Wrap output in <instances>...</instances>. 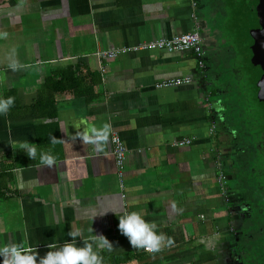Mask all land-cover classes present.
<instances>
[{
    "label": "crops",
    "instance_id": "0c3cea01",
    "mask_svg": "<svg viewBox=\"0 0 264 264\" xmlns=\"http://www.w3.org/2000/svg\"><path fill=\"white\" fill-rule=\"evenodd\" d=\"M242 1L0 0V97H15L0 114V243L23 242L39 260L48 244L80 229L84 238L103 234L113 243L100 255L130 254L123 264H259L243 255L255 211L248 207L259 195L248 186L243 129L229 115L246 102L242 94L234 100L235 81L221 78L222 60L229 65L235 53L224 44L226 30L216 28L222 6L224 25ZM244 11L236 12L237 24ZM192 30L205 37L204 67L193 52L134 50ZM112 49L126 52L97 55ZM13 61L26 67L14 70ZM62 72L65 90L46 89L48 78L58 84ZM187 76L191 83L157 87ZM40 99L55 101L54 116H39L55 111ZM104 122L111 132L103 151L72 139L75 125ZM113 131L128 150L124 187ZM186 139L192 142L180 144ZM26 142L51 154L54 166L39 154L31 159L21 147ZM133 208L173 243L157 252L134 248L118 228V216Z\"/></svg>",
    "mask_w": 264,
    "mask_h": 264
},
{
    "label": "rangeland",
    "instance_id": "374dc122",
    "mask_svg": "<svg viewBox=\"0 0 264 264\" xmlns=\"http://www.w3.org/2000/svg\"><path fill=\"white\" fill-rule=\"evenodd\" d=\"M234 3L240 5L239 1H235ZM251 4V8H254V11H249L247 8L248 4L244 3V0L238 9L239 11L245 9V16L242 19L243 24L241 23V25L237 24L236 12L238 10L235 6L233 10L230 9L232 12L229 13L228 24L222 25L225 17L221 15H225V10L227 9V6L225 8L222 6L224 10L218 17L219 22L216 28L218 30H226L224 38L229 41L228 43L224 42V44H228L227 47L233 49V54L235 53L229 65L225 60L227 57L222 60L223 63L219 66V73L223 74L221 77L223 81L224 79L235 81L236 87L233 89L234 100L237 101V97L242 94V98L246 102L245 108H242L240 105L232 107L229 115L230 119L235 121L234 125L241 127L239 128L240 132L243 129L242 133H244V136L242 135V137L245 138L246 142L243 144L241 151L243 150L242 156H244L247 162L245 170L249 181L248 186L251 187V190L252 188L255 189L257 195H259V199L253 200L251 207H248L250 212L252 207L255 210L252 219H250V227L247 228L248 233L253 234L254 237L246 238L244 246L247 249L243 255L245 259L252 256L253 261L256 259L259 261V264H264V232L259 231L261 227L264 230V68L261 69L259 60L250 55V53L252 54V44L248 40V29L255 28L256 24L253 23L254 21L249 23L248 18L250 20L253 15L258 16V9L260 8V4H257L256 0H252ZM212 29L213 27L208 29L207 33H210ZM242 39H244V42H242ZM240 44L244 45V53L239 50ZM235 61L237 64L240 63L238 64L239 68L237 72L234 71ZM250 68H253L256 72H248Z\"/></svg>",
    "mask_w": 264,
    "mask_h": 264
},
{
    "label": "clouds",
    "instance_id": "9594fccd",
    "mask_svg": "<svg viewBox=\"0 0 264 264\" xmlns=\"http://www.w3.org/2000/svg\"><path fill=\"white\" fill-rule=\"evenodd\" d=\"M14 70L25 65L13 61L10 64ZM15 103V97H0V114H6ZM83 129L76 126L77 131L72 139H81L83 142L91 143L96 146L97 151H103L104 144L109 139L111 124L104 122L100 126L83 124ZM53 144L59 142L57 137L52 135ZM31 159H36L38 154L40 159L48 167H53L55 158L51 154L38 150L31 143L21 145ZM116 210V209H114ZM118 228L122 234L127 236L130 244L134 248H142L149 252L159 251L165 243H173L171 237L165 233L159 232L158 225L155 221L146 220L144 215L137 209H124L123 214L119 215ZM93 231V229H89ZM68 236L71 239L63 243L48 244L49 251L37 260L38 253L32 247L23 242H4L0 243V264H102L103 257L100 255V249L111 251L113 243L103 234L92 235L84 238L80 229L69 230ZM81 238L82 242L77 238Z\"/></svg>",
    "mask_w": 264,
    "mask_h": 264
},
{
    "label": "built area",
    "instance_id": "2783aa9c",
    "mask_svg": "<svg viewBox=\"0 0 264 264\" xmlns=\"http://www.w3.org/2000/svg\"><path fill=\"white\" fill-rule=\"evenodd\" d=\"M154 49H163L167 51H182V52H193L197 59L198 64L201 67L205 66V55L206 49L204 46V38L202 37L199 30H192L181 35H177L171 38H160L145 42L134 47V50H154ZM126 50H99L97 55L101 59L115 58L122 53H125ZM103 70H105L103 68ZM192 77H177L172 79H165L157 83L158 88L166 87H175L185 83H191ZM216 125L212 126L211 132H215ZM191 139H186L180 144L191 143ZM112 144H113V153L115 156V162L117 167V173L120 179L121 185L124 187L126 183L125 174H126V160H127V146L126 143L118 131L112 132ZM219 181L223 186V183L226 182V175L224 172L219 174ZM125 197V194H124Z\"/></svg>",
    "mask_w": 264,
    "mask_h": 264
},
{
    "label": "flooded vegetation",
    "instance_id": "af4514ba",
    "mask_svg": "<svg viewBox=\"0 0 264 264\" xmlns=\"http://www.w3.org/2000/svg\"><path fill=\"white\" fill-rule=\"evenodd\" d=\"M257 4H260V8L258 9V16H254L250 18H248V22L251 23L252 21H254L253 23L256 24L255 28H252L251 30L248 29L249 34H248V40L249 42L252 44V54L250 53L251 56H254L256 59L259 60L261 69L264 68V0H256ZM245 3L248 4L247 8L252 11H254V8L252 7V0H245ZM250 5V6H249ZM249 14V13H248ZM249 56V53H248ZM263 66V67H262ZM254 69H256L255 67H253ZM253 68H250L248 72H256L253 70ZM259 76V74H258ZM261 100L263 101V99L261 98ZM261 232H264V230L262 229V227L260 228ZM252 237L253 234H252Z\"/></svg>",
    "mask_w": 264,
    "mask_h": 264
},
{
    "label": "trees",
    "instance_id": "16d2710c",
    "mask_svg": "<svg viewBox=\"0 0 264 264\" xmlns=\"http://www.w3.org/2000/svg\"><path fill=\"white\" fill-rule=\"evenodd\" d=\"M61 74H62V78L60 79V81L58 82V84H55V81L54 80H53V82H54V84H53V82L51 80L52 78L51 77L48 78L47 83H46V86H45L46 89L47 88L48 89L49 88L51 89L54 86L53 87L54 92L65 90V87L63 86V81L66 80L65 75H64L65 73L62 72ZM73 78H75V77H73ZM73 78H70V80L73 79ZM44 101L45 100L40 99L39 100V103H43ZM44 104L45 105H48V108L49 109L50 108H53L52 110H55V111L43 112V113H40L39 116L40 117H43V116H51V115L54 116L55 113L57 112L55 101L53 102L52 99H51L50 102H47V103L44 102ZM34 107H33V110H34ZM33 110H31V115L37 116V115H35L36 113ZM101 256L103 257L102 264H123V263L128 262V261H130L132 259V256L130 254L125 255V256H114V255L113 256H109V255L103 254Z\"/></svg>",
    "mask_w": 264,
    "mask_h": 264
},
{
    "label": "water",
    "instance_id": "95a60500",
    "mask_svg": "<svg viewBox=\"0 0 264 264\" xmlns=\"http://www.w3.org/2000/svg\"><path fill=\"white\" fill-rule=\"evenodd\" d=\"M201 35H202V37L204 38V46H205V37H204L203 32L201 33ZM205 49H206V46H205ZM250 215H251V213H250Z\"/></svg>",
    "mask_w": 264,
    "mask_h": 264
}]
</instances>
